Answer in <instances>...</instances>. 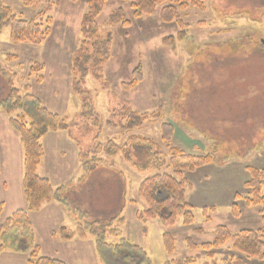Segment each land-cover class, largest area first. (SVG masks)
<instances>
[{"label":"rangeland","instance_id":"rangeland-1","mask_svg":"<svg viewBox=\"0 0 264 264\" xmlns=\"http://www.w3.org/2000/svg\"><path fill=\"white\" fill-rule=\"evenodd\" d=\"M0 3L19 19L42 23L46 32L39 41L15 42L10 27L0 31V100L10 87L31 93L71 124L70 132L51 131L42 139L39 168L40 175L60 183L57 187L66 184L65 201L51 200L35 210L34 240L24 232L16 238L8 234L7 241L0 238V264H34V250L37 258L66 264H102L93 237L65 239L59 230L65 225L74 229L87 219L104 221L122 207L124 219L115 221L122 236L142 247L154 264L189 257L203 264L221 262L226 255L241 256L231 242L217 248L213 257L202 245L214 239L218 225L233 232L264 225L261 206L248 205L246 199L252 190L246 184L250 169H264V0H207L204 10L180 7L173 22L162 20L163 5L153 15L136 17L130 1L108 0L97 19L102 32L113 36L111 57L101 80L89 75L82 83L92 93L94 110L87 115L81 113L83 100L74 89L73 60L82 46L88 0ZM119 8L128 25L112 23L111 15ZM140 66L142 80L125 86ZM132 112L146 117L130 130L127 125L136 121ZM17 114L0 106V225L16 210L28 208L23 190L25 150L10 121ZM165 124H170L171 134ZM165 132L168 141L163 139ZM132 136L151 140L134 141ZM111 140L131 148V153L111 157L100 152L87 178L81 154ZM149 146L160 151V159H152ZM170 147L192 156L214 155V162L183 173L195 222L185 224L181 215L172 227H164L159 218L143 224L138 212L147 205L139 195L140 185L159 170L174 174ZM165 232L175 238L171 253L165 247ZM188 239L199 248L192 249ZM242 258L244 264H264V258Z\"/></svg>","mask_w":264,"mask_h":264},{"label":"trees","instance_id":"trees-1","mask_svg":"<svg viewBox=\"0 0 264 264\" xmlns=\"http://www.w3.org/2000/svg\"><path fill=\"white\" fill-rule=\"evenodd\" d=\"M28 1V0H26ZM108 0H88L89 12H87L82 21V46L76 52L73 60L74 70V89L75 92L81 96L83 100L82 114L87 115L88 112H93V102H91L92 93L89 89L83 87L82 83L89 75L97 80L103 78V70L105 64L111 57V44L113 36L110 32L103 33L98 23V16L102 10L103 4ZM130 1L132 7L135 9L134 15L140 17L142 15H153L160 5H163L161 10V18L165 22H173L179 18V10L193 6L200 10L205 9V2L207 0H125ZM180 5V6H177ZM112 23L122 22L124 25L129 24L126 19L124 10L119 8L116 13L111 15ZM11 28V38L15 42L23 41H39L40 37L44 36L46 32L42 31L43 24L36 20L19 19L13 13L9 6L0 3V31L4 28ZM49 30H47L48 32ZM174 39L173 36L168 37ZM166 38V39H168ZM142 80L141 66L134 70V77L129 83L124 85L127 87L134 86ZM90 98V100H88ZM89 103H88V102ZM1 108L8 114L18 113L16 117L11 118V124L18 131L21 136V141L24 146V178L23 190L27 199L28 208L18 209L12 216L2 225H0V238L6 240L12 234L20 236L22 232L27 233L30 240H34L32 231L30 211H35L42 207V205L51 200L64 202L62 197L66 190V184L55 187L52 182L38 174V166L44 156V149L42 139L51 131H69L71 124L67 119L60 117L48 110L41 102V100L31 93H22L19 89L10 87L7 94L0 100ZM126 114H129L131 109L124 107ZM135 113V112H134ZM132 112V115H134ZM136 114V113H135ZM96 115V114H95ZM96 117V116H95ZM146 115H135L133 120L127 128L132 130L135 127L141 126ZM97 121L101 119L96 117ZM170 124H165V131H170ZM169 129V130H168ZM168 132V133H169ZM166 134V132H165ZM168 136V137H167ZM141 142H150L151 138L144 136L134 137L130 140ZM143 139V140H142ZM165 141H168L169 135L166 134ZM138 143V142H137ZM154 145V141L152 142ZM136 144V142H135ZM135 144L133 146H135ZM157 144V143H156ZM169 145V144H168ZM156 146V145H155ZM151 150L149 153L154 161L160 159L156 154L159 150L149 146ZM131 148L120 147L115 141L111 140L108 145H99L87 153L81 154V161L84 163V169L87 170V178L93 168L94 160L100 152L106 153L108 156H118L119 154L131 153ZM170 160L174 174L163 173L159 170L156 174L150 175L144 179L140 185L139 195L146 201V208L140 209L138 212V219L143 223L150 219L159 218L164 227L174 226L178 218L182 215L185 224H193L195 217L192 212V204L186 199V185L187 181L183 177L186 170H194L206 164L214 162V155L192 156L187 154L179 147H170ZM134 150V149H133ZM92 156V157H91ZM155 159H154V158ZM101 161V160H100ZM90 164V165H89ZM159 166L158 163L155 166ZM251 179L246 183L252 189L251 196H248L247 204L261 206V213L263 215L264 224V169L254 168L250 169ZM163 193L165 195L161 196ZM161 194V195H160ZM238 196H241L240 194ZM121 212L109 216L104 221L82 220L78 221L76 228L72 229L69 226H64L59 230L65 239L80 236L81 238L93 237L96 242V251L99 255L102 264H154L151 258L147 255L144 249L135 245L126 239L122 230L116 225V219L123 220V209ZM234 211L237 212L236 204ZM101 224V228L98 226ZM146 228V226H144ZM20 231V232H19ZM200 232V229H196ZM119 237L117 241H108L105 236ZM164 243L168 253L176 249L175 238L169 233L165 232ZM108 238V237H107ZM7 241V240H6ZM192 249L199 248L193 243L191 239L187 240ZM231 242L234 250L241 256L226 255L223 261L212 259L203 264H244L243 256L252 258H264V225L259 229H243L237 232L231 231L225 225H218L216 227V234L211 242L204 243L202 248L206 251L209 257H213L217 248ZM34 249V248H33ZM37 250H34L33 257L35 260H30L34 264H66L64 261L49 258H37ZM39 252V249H38ZM164 264H196L194 258L170 259Z\"/></svg>","mask_w":264,"mask_h":264},{"label":"crops","instance_id":"crops-1","mask_svg":"<svg viewBox=\"0 0 264 264\" xmlns=\"http://www.w3.org/2000/svg\"><path fill=\"white\" fill-rule=\"evenodd\" d=\"M48 135V134H47ZM46 135V136H47ZM41 167V164H40V166L38 167V174L40 175V170H39V168ZM42 176V175H41ZM43 177H46V178H48L51 182H52V184L55 186V187H57V185H59V184H57V183H53V181H52V179H50V177L49 176H47V175H45V176H43ZM57 184V185H56ZM83 184V183H82ZM61 186V185H60ZM76 193H81L80 192V190L78 189L77 191H76ZM88 198H89V196H88ZM87 198V199H88ZM120 200H121V197H120ZM122 201V200H121ZM95 203H96V201H95ZM122 203H123V201H122ZM45 205H49V202H46V203H44L43 205H42V207H44ZM102 205H104V204H102ZM47 207V206H46ZM107 208H110V209H112L113 207H111V206H108ZM121 208V207H120ZM123 208V207H122ZM42 209V208H41ZM32 213V214H31ZM34 213H37V212H35V211H32V212H29V216H30V219L32 220V215H34ZM65 214L67 215V213L65 212ZM64 214V215H65ZM50 216V215H49ZM64 218V216H60V218ZM65 224V221L63 222V224H61V225H64ZM65 226H67V225H65Z\"/></svg>","mask_w":264,"mask_h":264}]
</instances>
